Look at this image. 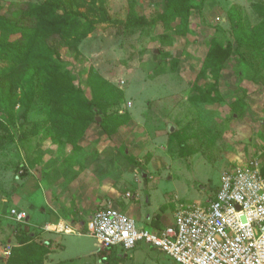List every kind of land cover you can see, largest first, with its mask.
<instances>
[{
  "label": "rangeland",
  "instance_id": "obj_1",
  "mask_svg": "<svg viewBox=\"0 0 264 264\" xmlns=\"http://www.w3.org/2000/svg\"><path fill=\"white\" fill-rule=\"evenodd\" d=\"M46 2L0 0V13L23 22L24 8ZM192 6L185 25L159 20L166 0L81 7L96 26L61 46L53 61L60 75L49 80L77 94L83 108L74 116L38 78L13 93L0 88V264L17 247L49 241L44 264H103L111 251L86 230L102 209L154 232L184 208L206 207L226 174L255 162L264 175V0ZM238 38L240 53L207 71L218 54L213 42L237 48ZM55 221L83 235L42 229ZM152 251L142 259L119 253L117 264H178Z\"/></svg>",
  "mask_w": 264,
  "mask_h": 264
},
{
  "label": "built area",
  "instance_id": "obj_2",
  "mask_svg": "<svg viewBox=\"0 0 264 264\" xmlns=\"http://www.w3.org/2000/svg\"><path fill=\"white\" fill-rule=\"evenodd\" d=\"M11 216L25 223L27 214ZM57 233H75L64 223L48 226ZM87 232L104 249L131 252L140 245L165 253L178 264H264V175L251 162L226 174L217 195L206 207L180 210L163 230L139 229L136 221L116 208L95 213Z\"/></svg>",
  "mask_w": 264,
  "mask_h": 264
},
{
  "label": "trees",
  "instance_id": "obj_3",
  "mask_svg": "<svg viewBox=\"0 0 264 264\" xmlns=\"http://www.w3.org/2000/svg\"><path fill=\"white\" fill-rule=\"evenodd\" d=\"M95 2L96 0H47L39 6L29 4L22 10L25 17L23 22H12L0 13V62L7 64L4 69H0V88L13 93L16 89L22 88L27 79L38 78L46 88L55 86L57 90L54 93V102L57 105L61 104L59 107H67L72 116L76 115V108H83L77 107L82 106L79 105L77 94L68 93L67 88L61 85V79L55 84L49 80L57 79L60 75V72L55 71L53 61L60 56L61 46L70 45L71 40L74 44L82 41L90 29L96 26V23L91 22L87 15L80 11L81 7ZM192 8V0H166L165 13L159 20L170 24L179 19L185 25ZM128 23L131 25V22ZM234 30L239 37L245 36L240 26L237 27L235 24ZM254 30L257 32L259 28L256 27ZM241 41L238 40L237 48L231 44L213 42L218 54L214 61H207L204 64L206 70L222 68L226 61L240 53ZM258 79L262 83L260 76ZM95 112L97 117L101 115L97 109ZM72 134L71 129L70 135ZM52 245L50 242L17 247L12 250L7 264H35L33 262L44 264Z\"/></svg>",
  "mask_w": 264,
  "mask_h": 264
},
{
  "label": "crops",
  "instance_id": "obj_4",
  "mask_svg": "<svg viewBox=\"0 0 264 264\" xmlns=\"http://www.w3.org/2000/svg\"><path fill=\"white\" fill-rule=\"evenodd\" d=\"M146 177V175H144V178ZM195 205H198V204H195ZM194 206V205H193ZM117 209V208H116ZM130 217H132L130 214H128ZM133 218V217H132ZM134 219V218H133ZM135 220V219H134ZM175 220V219H174ZM174 220L171 222V224L170 225H172L173 223H174ZM59 223H62V224H64V223H66V224H68V225H70V226H72L73 228H75L76 230H77V232H75V233H69V234H64V233H57V232H53V231H48V230H46V227H48V226H53V225H57V224H59ZM169 225V226H170ZM44 226V225H43ZM168 227V226H167ZM42 229L44 230V231H47V233H49V234H54V235H66L67 237H69V238H71L72 236H75V235H77V236H82L83 234H82V232H80L79 231V229H77L74 225H72L71 223H68L67 221H55V222H53V223H50V224H48V225H46V226H44V227H42ZM164 228H162V229H158V230H163ZM86 230H87V226H86ZM89 234V233H88ZM68 240V239H67ZM51 241H49V242H47V243H50ZM69 242V241H68ZM154 251V253L155 252H160L159 250H155V249H152L151 247H149V246H147L146 247V245H140L137 249H135V250H133V251H131V252H125L123 249H121V248H111V250H109V252H110V255H108L110 258H112L111 260L109 259V257L107 258V260H105V259H103V258H105V257H100V261L103 263V264H117L118 262H117V260H118V255L117 254H119V253H122V254H125V255H130V256H133V254H134V256L138 259V258H144V257H147V255L148 254H150L151 255V251ZM152 251V252H153ZM112 254V255H111ZM152 256V255H151ZM46 261V260H45ZM106 261V262H105ZM116 262V263H115Z\"/></svg>",
  "mask_w": 264,
  "mask_h": 264
}]
</instances>
